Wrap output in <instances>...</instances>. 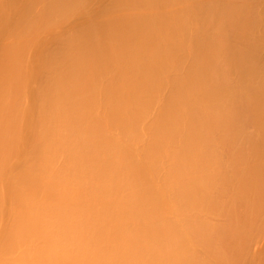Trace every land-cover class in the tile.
<instances>
[{"label":"bare ground","instance_id":"1","mask_svg":"<svg viewBox=\"0 0 264 264\" xmlns=\"http://www.w3.org/2000/svg\"><path fill=\"white\" fill-rule=\"evenodd\" d=\"M107 8L31 72L0 53V264H264V166L214 176L264 152V0Z\"/></svg>","mask_w":264,"mask_h":264},{"label":"rangeland","instance_id":"2","mask_svg":"<svg viewBox=\"0 0 264 264\" xmlns=\"http://www.w3.org/2000/svg\"><path fill=\"white\" fill-rule=\"evenodd\" d=\"M48 1L49 0H39L40 3H38V0H0V14L2 13L1 8H4L3 13H5V17L7 19V21L3 25H0V53L4 54L5 61L7 53L20 51L22 55L21 58L25 59L24 62L27 60L29 62L30 58L32 59L37 55L40 56L41 54H45V49L48 50V45L51 46L52 43L50 44V42H54L55 39L57 41V39L67 36V34L70 35L71 32L77 30L80 27L103 24L105 23L104 20H106V18H109L113 15L112 13H110L112 10H110V8H107V6H109V1L111 0H74L73 2L68 4L69 6L73 4V7H69L66 10L63 9V11H55L52 13L44 12L45 9L43 6H47ZM40 4L43 5L41 6ZM37 6H41L43 8H38ZM23 9L27 11H24ZM124 10L125 9H122L124 13L121 10L120 11L122 13L117 10L119 13L116 11L115 15L118 14L120 15L118 17H125L128 12L130 14L135 13L132 11L130 12L128 10ZM262 13L264 14V10H262ZM27 14H30V17ZM143 15H146V13H144ZM22 16H24L26 20L22 18ZM27 19L29 21L32 20L33 23L27 26L21 25V23L23 24L27 21ZM245 26L246 24H242L243 29H245ZM250 33L251 31H248L247 35H251V37H253ZM43 45H46V48ZM38 46L40 48V54L39 48L38 50H36ZM51 47L53 48L54 46L52 45ZM34 52H38L36 53L37 55H35ZM35 59H38L37 62L39 61L38 57H36ZM35 59L33 61H35ZM27 63L25 62V65H23V67H26V69L29 68L30 70V62L29 65ZM33 63L36 64V61ZM26 69L24 73L27 72ZM32 69L33 68H31V70ZM27 74H24V76H26ZM248 98L244 97L242 101L236 102L228 107L229 113L237 118L239 123L244 118L245 111L248 109V104L250 101V98ZM243 106H247V109ZM242 128H248L249 131H252L249 122H245ZM236 141L241 144L246 143L239 138H236ZM215 155L216 161L214 167V176L217 178L225 176L231 177L234 175L237 176L238 174L243 175L252 171L254 168L264 166V152L258 156H250L244 146L236 147V150L234 151H232L230 147L227 148L226 146H222L218 149V151L215 150Z\"/></svg>","mask_w":264,"mask_h":264}]
</instances>
